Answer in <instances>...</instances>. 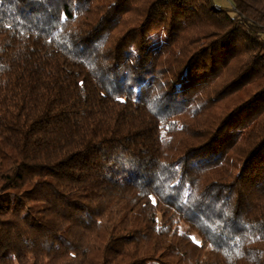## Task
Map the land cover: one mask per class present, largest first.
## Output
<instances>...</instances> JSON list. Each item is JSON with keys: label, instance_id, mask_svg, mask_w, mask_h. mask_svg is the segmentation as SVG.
Instances as JSON below:
<instances>
[{"label": "trees", "instance_id": "trees-1", "mask_svg": "<svg viewBox=\"0 0 264 264\" xmlns=\"http://www.w3.org/2000/svg\"><path fill=\"white\" fill-rule=\"evenodd\" d=\"M0 0V264H264V0Z\"/></svg>", "mask_w": 264, "mask_h": 264}, {"label": "rangeland", "instance_id": "rangeland-1", "mask_svg": "<svg viewBox=\"0 0 264 264\" xmlns=\"http://www.w3.org/2000/svg\"><path fill=\"white\" fill-rule=\"evenodd\" d=\"M215 3H218L220 5H223V6H228L229 5V1L228 0H214Z\"/></svg>", "mask_w": 264, "mask_h": 264}]
</instances>
